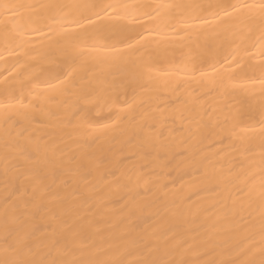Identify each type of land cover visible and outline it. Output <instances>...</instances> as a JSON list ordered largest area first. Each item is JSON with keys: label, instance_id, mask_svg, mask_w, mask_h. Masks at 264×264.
<instances>
[{"label": "bare ground", "instance_id": "obj_1", "mask_svg": "<svg viewBox=\"0 0 264 264\" xmlns=\"http://www.w3.org/2000/svg\"><path fill=\"white\" fill-rule=\"evenodd\" d=\"M261 2L0 0V264H264Z\"/></svg>", "mask_w": 264, "mask_h": 264}, {"label": "snow or ice", "instance_id": "obj_2", "mask_svg": "<svg viewBox=\"0 0 264 264\" xmlns=\"http://www.w3.org/2000/svg\"><path fill=\"white\" fill-rule=\"evenodd\" d=\"M5 7H7L5 5ZM243 7H246V8H249V9H252V8H260L261 10H264V0H262V2L259 4V5H244ZM201 71V74L202 75H207L208 73L205 72L204 70H200ZM209 71L211 72H215V71H218V69L215 68V66H213L212 69H210Z\"/></svg>", "mask_w": 264, "mask_h": 264}]
</instances>
